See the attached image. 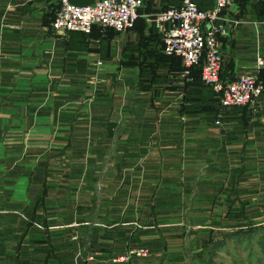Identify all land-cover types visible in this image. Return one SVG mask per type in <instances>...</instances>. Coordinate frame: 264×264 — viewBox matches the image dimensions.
<instances>
[{
    "label": "crops",
    "instance_id": "1",
    "mask_svg": "<svg viewBox=\"0 0 264 264\" xmlns=\"http://www.w3.org/2000/svg\"><path fill=\"white\" fill-rule=\"evenodd\" d=\"M52 1L0 0V264H111L141 245L147 254L129 264H178L173 230L159 222L182 218L180 208L191 209L183 199L222 216L235 181L245 206L251 192L264 196L241 184L245 163L264 162V92L216 125L206 111L184 108L183 70L158 68L166 77L156 81L141 75L137 27L59 35ZM245 7L239 14L235 0L223 12L225 81L264 56V19ZM153 12L144 7L139 17ZM102 178L108 187L99 190ZM147 218L151 229H137ZM208 222L193 227L219 221Z\"/></svg>",
    "mask_w": 264,
    "mask_h": 264
},
{
    "label": "built area",
    "instance_id": "2",
    "mask_svg": "<svg viewBox=\"0 0 264 264\" xmlns=\"http://www.w3.org/2000/svg\"><path fill=\"white\" fill-rule=\"evenodd\" d=\"M21 1L30 0H15ZM59 3L51 27L55 33L65 35L69 32L89 33L95 25L125 31L139 16L142 0H95L89 4L59 0ZM234 3L235 0H213L211 6L202 9L197 0H179L177 5L160 11L152 20L162 35L163 53L180 58L183 75L202 61L201 80L217 93L222 108L256 105L264 92V84L258 79L264 66L262 55H257L251 68L232 80L225 81L220 76V37L227 34L223 12ZM92 67L100 69L102 61L96 59ZM215 124L220 125L221 121L217 119ZM147 252L145 248L131 249L112 257L110 263L125 262L131 256L142 257Z\"/></svg>",
    "mask_w": 264,
    "mask_h": 264
},
{
    "label": "trees",
    "instance_id": "3",
    "mask_svg": "<svg viewBox=\"0 0 264 264\" xmlns=\"http://www.w3.org/2000/svg\"><path fill=\"white\" fill-rule=\"evenodd\" d=\"M70 1L75 4H89L93 2V0ZM164 1V7L162 9L179 3V0ZM197 4L199 8L204 9L211 6L213 4V0H197ZM236 4L240 8L239 14H242L245 12L244 10H247L245 7L247 4H252L255 11L259 13V18L264 19V16L260 15L261 13H264V0H258L256 3H253V0H236ZM50 5L53 6V8L48 16L49 20H53L55 13L60 6L59 0H56V2L52 1ZM145 10L151 11V6L150 8H145ZM135 27H137L140 31V40L133 47L139 55L142 56L143 61H141V63L145 64L140 67L141 75L143 77L151 78L153 81H156L157 79L162 80L165 79L166 76L161 73H157L158 68L166 67L168 70L179 71L184 69L179 57L163 53L162 37L153 26H150L148 28V34L144 35L142 29H145L144 27H147V25L145 20L139 17ZM114 32L116 31L112 29L107 30L105 37H103L104 39L101 41L100 45V52L102 55L107 53V38H109V36ZM80 34L85 37V34ZM93 35L99 36L101 33L98 30H95ZM201 65L202 61L191 67L189 73L184 75V78L182 79L183 97L185 101L190 104L188 107L184 108L189 112L206 111L211 117H213L214 120L219 119L220 121H225L227 119L225 116L226 113L231 110L245 113L246 108L244 106L221 107L217 93H215L211 87L205 85L201 80ZM220 76L222 77V72H220ZM258 79L264 84V67L260 69ZM243 171V167H238L234 172L237 176H240ZM235 184L236 181L232 188V204L226 212V216L231 218L233 221L229 225L223 226L224 228L230 227V229L224 230L210 227L199 230L200 233H204V236L200 239V248L196 249L192 253V258L197 264H215L213 258L218 255V252L221 251L229 241L238 242L241 238H249L254 234H258L264 228L261 225L248 223V219L244 213L245 203L239 201ZM236 199L238 200V205L235 207L233 203ZM212 226H220V222H215ZM260 239L264 242V235L260 237ZM133 257L136 256H131L125 262L111 264H129ZM179 261L180 262L178 264H182L181 260Z\"/></svg>",
    "mask_w": 264,
    "mask_h": 264
},
{
    "label": "rangeland",
    "instance_id": "4",
    "mask_svg": "<svg viewBox=\"0 0 264 264\" xmlns=\"http://www.w3.org/2000/svg\"><path fill=\"white\" fill-rule=\"evenodd\" d=\"M164 2H165L164 0H142L141 7L139 9V16L142 14L141 11H144V7L150 8L151 6V9H153L154 11L153 13H150L149 17L146 18L145 22L147 27L152 25L155 28L152 20L154 19L157 13H160V11L164 10L162 9L164 7L163 6ZM139 16L137 17V19L139 18ZM137 19L132 26L136 25ZM253 61H251V66L254 64ZM263 67L264 66H262V68ZM220 125H223V121H221ZM245 165L248 166V168H250V171L246 173V177L242 180L241 184L243 186L253 187V189H259V190L262 189V191H264V162H259L256 164L248 162L245 163ZM225 166L227 165L223 164V166H221L222 167L221 171H223V168ZM103 179L104 178H102V180H100L99 182V185L101 187L99 190L102 189V186L108 187L106 186V183L101 185V183H103ZM218 181L222 184H225L224 182L225 180H223V178L221 177H218ZM257 192L258 190L254 193L251 192V194H249L248 196H245L248 197L249 199L248 201H246L248 205H246L245 208L247 206L248 208L245 209V213L247 215L246 217L248 219V223L254 225H261L262 227H264V196L256 194ZM219 198H222L220 203L224 204L225 198H223V196ZM210 203H211L210 205L212 206L214 203L218 204L217 201L213 199H211ZM183 204L185 206L190 205L191 209L185 208L184 211L182 208H180V211L183 213L182 218L173 221L159 222V224L161 227L165 226L166 229L173 230L172 231L174 233L173 239L177 241L174 247L175 248L174 254L178 256L183 255V259L181 258V263L197 264L192 258V253L196 249L200 248L201 245L200 238L204 236V233H200L197 227L194 228L193 223L209 221L208 223L210 224V223H214L212 221H219L220 226H214L213 227L214 229L229 230L230 227L224 228L223 226L229 225L230 223H232L233 220L226 216V212H227L226 210L229 209L224 210L223 215L221 216L220 211H217L216 208L197 209L195 207L197 203L193 201H188L186 203L185 199H183ZM138 223L141 225V227L137 229L145 230L144 228L145 226H147L146 229H151V227H148V224H152L153 220L151 218H147L146 221L142 220L139 221ZM161 223L164 224L162 225ZM155 227H157V225H155ZM178 228L180 230H178ZM180 233L181 236L179 235ZM177 235H179L178 238ZM263 235H264V228L258 234H254L249 238L246 239L241 238V240H239L238 242L229 241L225 245V247L218 252V255L213 258L214 263L215 264H264V242H262V240L260 239V237H262ZM139 248L147 249V247H144V245H141V247Z\"/></svg>",
    "mask_w": 264,
    "mask_h": 264
}]
</instances>
